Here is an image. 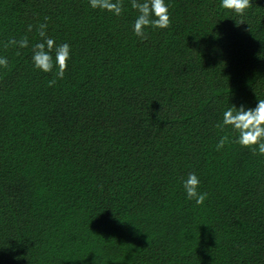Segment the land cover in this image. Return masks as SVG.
Returning <instances> with one entry per match:
<instances>
[{"label":"trees","instance_id":"1","mask_svg":"<svg viewBox=\"0 0 264 264\" xmlns=\"http://www.w3.org/2000/svg\"><path fill=\"white\" fill-rule=\"evenodd\" d=\"M166 3L141 39L129 0H0V264H264V155L217 150L235 134L215 127L264 99V0L240 25L219 0ZM40 23L70 45L62 79L32 66Z\"/></svg>","mask_w":264,"mask_h":264},{"label":"clouds","instance_id":"2","mask_svg":"<svg viewBox=\"0 0 264 264\" xmlns=\"http://www.w3.org/2000/svg\"><path fill=\"white\" fill-rule=\"evenodd\" d=\"M87 3L91 9L111 13L113 16H120L123 11L122 0H87ZM129 3L137 12L132 23V31L137 37L144 39L149 27L166 29L169 26V5L166 0H129ZM219 6L241 17L235 21L236 25H240L245 24L242 17L245 10L251 6V0H219ZM46 29V23L39 24L37 34L40 39L31 47V63L35 70L43 73L54 72L56 79H62L70 59V45L56 44L55 40L47 35ZM31 30L32 25L29 24L28 31ZM12 45L24 49L28 47L29 41L27 37L9 38L4 47ZM8 64V58L0 55V69H5ZM54 83L55 79L49 81V85ZM215 127L221 130L230 129L231 133L235 134L234 139L229 135H221L216 143L217 150L232 142L264 155V99L256 100L254 107H248L244 103H228ZM180 183L186 199L193 200L197 205L204 202L207 194L199 191L200 181L195 172H189Z\"/></svg>","mask_w":264,"mask_h":264}]
</instances>
